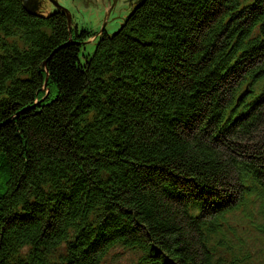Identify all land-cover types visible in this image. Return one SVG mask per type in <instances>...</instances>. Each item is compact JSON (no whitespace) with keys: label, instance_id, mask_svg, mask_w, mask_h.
<instances>
[{"label":"trees","instance_id":"obj_1","mask_svg":"<svg viewBox=\"0 0 264 264\" xmlns=\"http://www.w3.org/2000/svg\"><path fill=\"white\" fill-rule=\"evenodd\" d=\"M121 26L0 0V264H264V0Z\"/></svg>","mask_w":264,"mask_h":264},{"label":"rangeland","instance_id":"obj_2","mask_svg":"<svg viewBox=\"0 0 264 264\" xmlns=\"http://www.w3.org/2000/svg\"><path fill=\"white\" fill-rule=\"evenodd\" d=\"M62 6H64L67 10L70 11V13L72 14L73 18H74V24H75V30H77L78 32H87L90 34V36H93L97 33H99L102 23L104 21V17L106 15V10L105 7H103V11L102 10H96V7H90L87 9L84 8H78L72 4V0H63V2L61 0H57ZM136 0H131V2H135ZM50 6L47 7V9H49L50 12L53 13L54 10H56L57 8H52L55 7L53 4H49ZM129 5V6H128ZM98 7L101 8V4H98ZM128 7V8H127ZM122 8H127V9H122ZM132 4H130V1L127 0H114V6H113V10L112 13L109 16V19H112L110 21H108L103 29H102V34L105 31V27H107L106 29H108L107 31L111 34L112 32H115L119 29V27H121V23H124L128 16H124V15H129L132 13ZM79 10V11H78ZM50 12H46L45 15H49L51 14ZM135 12V11H134ZM133 12V13H134ZM81 13V14H80ZM132 13V14H133ZM119 14V15H118ZM131 14V15H132ZM118 15V17H117ZM82 22V23H80ZM72 27V24H71ZM98 36V37H94L88 40H85V45L82 49L81 55L84 54H89L92 55L96 49V44L99 42L100 38L102 37ZM82 59H84L82 57ZM138 255L135 254V257H130L129 255H125L124 260L126 263L124 264H130V262L134 261L135 258H137Z\"/></svg>","mask_w":264,"mask_h":264},{"label":"water","instance_id":"obj_3","mask_svg":"<svg viewBox=\"0 0 264 264\" xmlns=\"http://www.w3.org/2000/svg\"><path fill=\"white\" fill-rule=\"evenodd\" d=\"M23 1V3H24V6H25V8L27 9V11L29 12V13H31V14H35V15H45V13L46 12H50L49 11V9H44L43 11H40V10H37V11H35V10H33V8H32V4L34 3V0H22ZM57 8H60V9H62L63 11H65L66 12V14H67V17H68V19H69V22H70V27H71V24H72V29L73 30H75V24H74V18H73V16H72V14L70 13V11L69 10H67L65 7H63L62 5H60V3L57 1V0H50ZM62 2H63V0H61ZM125 1H127V0H125ZM130 1V4H132V13L143 3V1L144 0H136L135 2H131V0H129ZM37 2V1H36ZM35 4V3H34ZM72 4H74L76 7H77V9L80 7V8H84V9H87V8H90V7H96V10H97V12H98V10H102L103 11V7H105V10H106V15H105V17L103 18L104 19V21H103V23H102V26H101V29H100V31H99V33H97V34H95V35H93V36H91V37H89L88 39H91V38H94V37H98V36H101V34H102V29H103V27H104V25L108 22V21H110V20H112V19H109V16H110V14L112 13V10H113V6H114V0H72ZM98 4H101V8H99L98 7ZM48 6H50L49 4H48ZM47 6V7H48ZM129 6V5H128ZM51 7V6H50ZM52 8H55V7H52ZM128 8V7H127ZM127 8H122V9H127ZM40 11V12H39ZM79 11V10H78ZM50 13H52V12H50ZM131 13V14H132ZM81 14V13H80ZM131 14H129V15H124V16H128V17H130L131 16ZM119 15V14H118ZM118 15H117V17H118ZM125 21V20H124ZM80 23H82V22H80ZM121 24H123V23H121ZM122 27V26H121ZM87 39V40H88Z\"/></svg>","mask_w":264,"mask_h":264},{"label":"flooded vegetation","instance_id":"obj_4","mask_svg":"<svg viewBox=\"0 0 264 264\" xmlns=\"http://www.w3.org/2000/svg\"><path fill=\"white\" fill-rule=\"evenodd\" d=\"M37 1V2H36ZM35 3V4H34ZM34 3L32 4V8H33V10H35V11H37V10H40V11H43L44 9H46L47 8V6H48V4H53L50 0H34ZM54 5V4H53ZM61 5V4H60ZM55 6V5H54ZM64 7V6H63ZM55 8H57L56 6H55ZM39 11V12H40ZM55 12H63V13H65L66 14V12L65 11H63L62 9H60V8H57L56 10H54L53 11V13H55ZM67 15V14H66ZM107 27H105V31L103 32V34H102V36L104 35V34H107L108 33V29H106Z\"/></svg>","mask_w":264,"mask_h":264},{"label":"bare ground","instance_id":"obj_5","mask_svg":"<svg viewBox=\"0 0 264 264\" xmlns=\"http://www.w3.org/2000/svg\"><path fill=\"white\" fill-rule=\"evenodd\" d=\"M249 168H250V169H249ZM247 169L251 170V167H250V166H249V167L247 166Z\"/></svg>","mask_w":264,"mask_h":264}]
</instances>
